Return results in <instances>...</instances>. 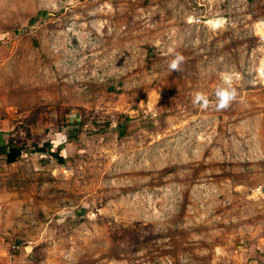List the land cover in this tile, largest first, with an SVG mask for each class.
Wrapping results in <instances>:
<instances>
[{
    "label": "rangeland",
    "instance_id": "374dc122",
    "mask_svg": "<svg viewBox=\"0 0 264 264\" xmlns=\"http://www.w3.org/2000/svg\"><path fill=\"white\" fill-rule=\"evenodd\" d=\"M262 69L264 0H0V124L23 149L0 162L21 219L9 249L194 264L264 234ZM223 73L238 95L218 111ZM49 142L63 159L29 152Z\"/></svg>",
    "mask_w": 264,
    "mask_h": 264
},
{
    "label": "crops",
    "instance_id": "0c3cea01",
    "mask_svg": "<svg viewBox=\"0 0 264 264\" xmlns=\"http://www.w3.org/2000/svg\"><path fill=\"white\" fill-rule=\"evenodd\" d=\"M6 128L5 123L0 124V143H5L7 140ZM17 155L18 150L10 148L6 155H0V158H4L0 162L14 163ZM9 177L13 179L15 174L11 173ZM2 179H5V176L0 173V264H32L31 254H29L32 247L29 244L15 241L16 250L14 251L10 250L7 244L6 225H14L21 219L15 215L16 198L12 196V194L15 195L17 187L15 188L14 183L10 185L8 181L1 182ZM246 233L247 231L244 230L242 235L239 234L230 250L223 248L221 252H217L213 248L212 259L207 256L206 259L197 260L194 264H219L221 261L223 264H264V234L257 230L250 235ZM217 259H220V262Z\"/></svg>",
    "mask_w": 264,
    "mask_h": 264
},
{
    "label": "clouds",
    "instance_id": "9594fccd",
    "mask_svg": "<svg viewBox=\"0 0 264 264\" xmlns=\"http://www.w3.org/2000/svg\"><path fill=\"white\" fill-rule=\"evenodd\" d=\"M184 56L182 54H177L169 63V68L171 72H180L181 65L184 63ZM264 71V69H262ZM222 80L227 87H219L216 90V97L218 103L216 104V110H225L230 104L237 98V90L232 86V76L229 73L222 74ZM194 104L199 105L202 108H207L209 106V101L207 97L202 92H197L193 100Z\"/></svg>",
    "mask_w": 264,
    "mask_h": 264
},
{
    "label": "trees",
    "instance_id": "16d2710c",
    "mask_svg": "<svg viewBox=\"0 0 264 264\" xmlns=\"http://www.w3.org/2000/svg\"><path fill=\"white\" fill-rule=\"evenodd\" d=\"M33 20L34 18L31 19V22ZM125 128L126 127H124L122 124L119 125V131H118L119 136L124 134ZM10 148H16L18 150V155L16 159L22 157V153H23L22 147L16 146L12 138L7 139L5 143H0V155H6ZM29 152L35 154L46 153L50 158H54V159H63L64 157V150L62 144H54L53 142H49L48 144H45L44 147L32 149Z\"/></svg>",
    "mask_w": 264,
    "mask_h": 264
},
{
    "label": "built area",
    "instance_id": "2783aa9c",
    "mask_svg": "<svg viewBox=\"0 0 264 264\" xmlns=\"http://www.w3.org/2000/svg\"><path fill=\"white\" fill-rule=\"evenodd\" d=\"M216 20L219 21L218 19H216ZM213 21H214V20H211V22H213ZM223 21H225V19L221 20L220 24H219L218 26H216V27H214V26L212 25V23H211V26L214 27V28H218L219 26H221V25L223 24ZM261 23H262L261 21H255V22H254V25H253L254 28H255L256 30L262 29V28H261V27H262V26H261ZM257 25H258V26H257ZM259 37H260V36H259ZM259 73H260V71H259ZM263 75H264V74H263ZM13 248L16 249V245H14Z\"/></svg>",
    "mask_w": 264,
    "mask_h": 264
}]
</instances>
